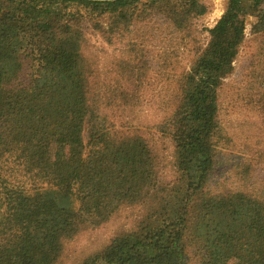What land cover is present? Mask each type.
Masks as SVG:
<instances>
[{
  "label": "trees",
  "instance_id": "obj_1",
  "mask_svg": "<svg viewBox=\"0 0 264 264\" xmlns=\"http://www.w3.org/2000/svg\"><path fill=\"white\" fill-rule=\"evenodd\" d=\"M205 13L199 0H0V264H56L67 239L125 205L144 210L136 228L81 264H264V197L207 189L219 92L246 20L264 34V0H228L183 77L160 126L175 148L174 183L159 181L143 138L110 136L89 98L90 28L112 44L137 21L180 32ZM26 60L31 79L19 84Z\"/></svg>",
  "mask_w": 264,
  "mask_h": 264
},
{
  "label": "rangeland",
  "instance_id": "obj_2",
  "mask_svg": "<svg viewBox=\"0 0 264 264\" xmlns=\"http://www.w3.org/2000/svg\"><path fill=\"white\" fill-rule=\"evenodd\" d=\"M199 1L206 13L184 31L152 18L137 21L109 44L90 28L83 48L93 110L110 136L141 137L149 144L162 184L174 183L177 175L174 144L160 126L179 105L183 77L208 44L209 30L228 3ZM254 22L246 20V39L219 92L217 166L207 186L213 194L242 191L264 197V34H253ZM30 73L26 60L17 83H28ZM143 215L139 206H122L105 223L87 226L67 239L56 264L83 263L115 237L134 230ZM188 250L192 256L193 249Z\"/></svg>",
  "mask_w": 264,
  "mask_h": 264
},
{
  "label": "water",
  "instance_id": "obj_3",
  "mask_svg": "<svg viewBox=\"0 0 264 264\" xmlns=\"http://www.w3.org/2000/svg\"><path fill=\"white\" fill-rule=\"evenodd\" d=\"M73 1H88V2H114L117 0H73Z\"/></svg>",
  "mask_w": 264,
  "mask_h": 264
}]
</instances>
